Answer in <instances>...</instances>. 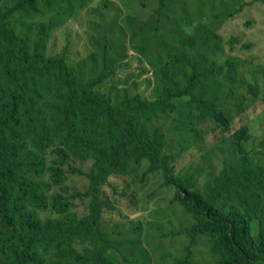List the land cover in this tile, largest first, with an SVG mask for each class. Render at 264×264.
<instances>
[{
  "label": "trees",
  "instance_id": "16d2710c",
  "mask_svg": "<svg viewBox=\"0 0 264 264\" xmlns=\"http://www.w3.org/2000/svg\"><path fill=\"white\" fill-rule=\"evenodd\" d=\"M3 1L0 264H109L113 238L104 220L106 206L110 207L105 186L116 190L111 178L125 176L133 164L143 161L149 162L147 175L163 173L165 184L176 190V201L196 220L179 232L191 238L181 264L190 261L197 237L204 235L213 239V251L222 256L219 264H264V164L245 151L247 143L232 140L229 149L235 151L227 155L211 186L195 188L191 176L177 174L173 156L163 152L165 134L152 123L160 109H176L170 101L183 97L189 100L177 108L176 122L197 137L202 136L197 126L219 111L232 120L228 104L197 94V67L185 87L166 86L155 101L134 94L115 103L108 92L90 89V83L77 78L66 49L46 54L42 36L57 24L55 19L39 22L40 37L32 42L16 31L12 16L21 10L37 12L38 0H15L8 7ZM168 1L159 0V12ZM195 41L189 35L184 44L189 48ZM236 59L232 55L227 60L233 87L240 79ZM106 77L101 73L94 82ZM234 97L242 112V98ZM83 161H91L87 170L75 166ZM27 171L39 178L45 173L48 180L27 178ZM68 174L84 176L88 188L68 193L64 188ZM76 198L89 202L88 212L81 216L75 212ZM48 209L56 218L41 220L38 212Z\"/></svg>",
  "mask_w": 264,
  "mask_h": 264
},
{
  "label": "rangeland",
  "instance_id": "374dc122",
  "mask_svg": "<svg viewBox=\"0 0 264 264\" xmlns=\"http://www.w3.org/2000/svg\"><path fill=\"white\" fill-rule=\"evenodd\" d=\"M36 6L37 12L21 10L12 16L16 31L32 42L40 37L38 23L55 19L57 24L42 36L46 54L66 49L77 78L90 83V89L108 92L115 103L134 94L155 101L166 86L185 87L197 67V94L228 104L232 120L219 111L197 126L202 136L187 132L176 120L177 108L189 97L171 100L177 108L160 109L152 119L165 134L163 152L173 156L180 177L191 176L195 188L211 186L235 151L229 149L232 140L247 143L245 151L264 164V0H169L161 12L159 0H38ZM189 35L196 41L188 48L184 42ZM232 55L240 78L235 87L228 76ZM101 73L107 77L94 82ZM236 94L245 104L242 112ZM236 152L241 153L239 148ZM90 165L83 161L75 166L87 170ZM148 166L143 161L125 176H113L116 190L105 186L110 207L104 220L113 238L109 264H181L188 254L191 238L179 232L196 220L176 201V190L165 184L161 171L146 174ZM26 174L48 180L45 173L40 178ZM64 188L82 193L88 181L68 174ZM73 202L77 215L88 212L87 199ZM38 214L41 220L54 217L50 209ZM221 258L213 251V239L204 235L197 237L184 264H219Z\"/></svg>",
  "mask_w": 264,
  "mask_h": 264
}]
</instances>
